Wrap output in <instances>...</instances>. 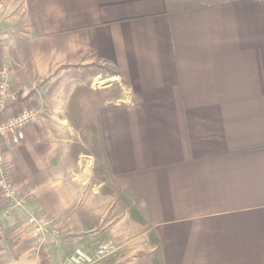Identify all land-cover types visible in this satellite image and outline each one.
<instances>
[{
    "label": "crops",
    "instance_id": "1",
    "mask_svg": "<svg viewBox=\"0 0 264 264\" xmlns=\"http://www.w3.org/2000/svg\"><path fill=\"white\" fill-rule=\"evenodd\" d=\"M8 5L0 264H264V0Z\"/></svg>",
    "mask_w": 264,
    "mask_h": 264
},
{
    "label": "built area",
    "instance_id": "2",
    "mask_svg": "<svg viewBox=\"0 0 264 264\" xmlns=\"http://www.w3.org/2000/svg\"><path fill=\"white\" fill-rule=\"evenodd\" d=\"M11 82L10 72L6 66L0 69V107L4 108L15 96L10 93ZM40 123L39 113L33 109H23L19 114L13 116L5 122H0V192L1 195L10 201L14 207L27 210V199L23 196L13 180L8 175L5 168V156L2 152L3 143L9 146H16L23 143L26 139V131L30 125ZM28 224L33 229L40 243L44 242L50 227V221L41 216L29 214ZM76 262H90L85 255L78 253L72 258Z\"/></svg>",
    "mask_w": 264,
    "mask_h": 264
},
{
    "label": "rangeland",
    "instance_id": "3",
    "mask_svg": "<svg viewBox=\"0 0 264 264\" xmlns=\"http://www.w3.org/2000/svg\"><path fill=\"white\" fill-rule=\"evenodd\" d=\"M4 1H6L8 4H11L12 7H19L17 11H18V13L21 12V8H22V5L24 4V0H4ZM11 5H8V7H10ZM16 51H15V55L18 56V53L19 52H22L24 50L22 49V51L21 50H18L17 52ZM14 67H17L16 70L19 71V65H17V64L14 63ZM76 256L77 255L71 256V258H74Z\"/></svg>",
    "mask_w": 264,
    "mask_h": 264
}]
</instances>
